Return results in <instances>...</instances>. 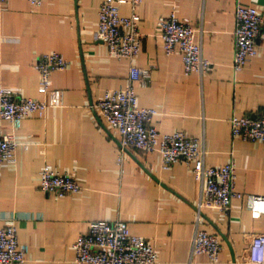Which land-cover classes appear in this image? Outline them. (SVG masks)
I'll use <instances>...</instances> for the list:
<instances>
[{
    "label": "crops",
    "instance_id": "obj_1",
    "mask_svg": "<svg viewBox=\"0 0 264 264\" xmlns=\"http://www.w3.org/2000/svg\"><path fill=\"white\" fill-rule=\"evenodd\" d=\"M102 1L0 2L1 85L46 99L38 91L36 59L58 52L69 62L50 75L51 87L63 91L61 106L25 116L18 129L0 117V130L19 142L16 162L0 165V226L13 219L18 242L27 246L23 264H76L78 235L93 220L117 219L153 244L156 264H251L248 247L264 234V214L253 218L236 198L227 214L203 208L197 220L200 186L191 167L180 159L164 169L156 151L121 152L118 136L99 116L94 105L106 90L127 83L130 65L109 57L95 37ZM239 4L264 10V0H142L143 39L134 64L154 69L145 85L134 87L138 105L156 110L151 123L158 131L201 138L208 165L232 159L236 189L264 194V142L231 136L233 115L264 114V42L256 41L257 53L241 71L232 68ZM119 11L130 13L127 4ZM172 12L193 26L208 72L185 74L179 52L164 54L158 28ZM44 164L72 175L80 189L60 197L43 191L38 172ZM196 226L219 237L218 261L192 254Z\"/></svg>",
    "mask_w": 264,
    "mask_h": 264
},
{
    "label": "built area",
    "instance_id": "obj_2",
    "mask_svg": "<svg viewBox=\"0 0 264 264\" xmlns=\"http://www.w3.org/2000/svg\"><path fill=\"white\" fill-rule=\"evenodd\" d=\"M10 0H0L5 3ZM38 7L41 0H26ZM142 0H103L98 10V27L95 37L108 50L109 57L130 62L127 83L104 92L94 107L105 125L118 136L121 152L138 149L156 151L160 166L169 168L182 159L191 167L200 186V198L196 204V219L203 208H216L228 213L233 199H241L253 218L264 214V194L238 191L235 187L236 169L233 160L222 165H208L201 138L178 130L160 132L151 120L156 110L138 105L135 83L145 85L152 69L139 68L134 60L140 53L143 35L140 31L138 8ZM127 4L130 13L120 15L119 8ZM159 37L164 54L180 53L185 74H204L211 68L204 57L201 45L195 39V30L186 19H179L173 12L159 24ZM264 42V10L237 5L235 9L234 53L232 68L241 71L256 55V41ZM69 62L58 52L40 55L33 67L39 75L38 91L47 95L38 100L15 94L0 84V117L18 129L22 119L29 114L41 116L47 107L63 104V91L51 87L50 75L67 69ZM231 136L243 141L264 142V114L233 115L230 119ZM19 142L13 134L0 130V165L16 162ZM24 143L23 147L27 148ZM120 160V157H119ZM40 188L60 197L77 192L80 185L67 172L55 170L44 164L38 172ZM76 264H156L157 252L144 237L129 231L124 220H93L86 231L73 243ZM219 237L204 228L197 227L191 240L192 254L203 253L210 262L219 258ZM27 246L20 244L13 219L0 226V264H23ZM248 261L264 264V234L255 235L248 247Z\"/></svg>",
    "mask_w": 264,
    "mask_h": 264
}]
</instances>
